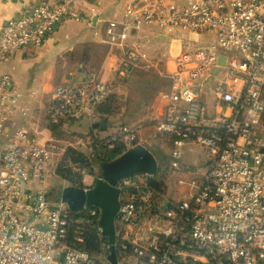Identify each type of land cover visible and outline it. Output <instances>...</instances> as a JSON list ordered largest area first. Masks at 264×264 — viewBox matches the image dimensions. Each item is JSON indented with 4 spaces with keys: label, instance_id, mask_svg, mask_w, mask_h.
Here are the masks:
<instances>
[{
    "label": "built area",
    "instance_id": "obj_1",
    "mask_svg": "<svg viewBox=\"0 0 264 264\" xmlns=\"http://www.w3.org/2000/svg\"><path fill=\"white\" fill-rule=\"evenodd\" d=\"M89 1L32 0L33 6L0 32V65L34 59L66 22L91 25L85 14ZM120 2L118 18L103 21L104 32L94 33V39L123 49L114 69L118 82L131 80L139 60L125 48L132 35H184L185 45L167 57L174 69L168 72L166 109L136 126L98 127L77 136L75 144L44 141L25 123L36 112L32 95L0 73V264H113L101 211L47 201V179L61 180L60 170L97 177L95 153L142 146L139 132L147 127L169 141L173 169L185 171L187 155L195 159L194 152L204 150L209 170L192 185L184 180L174 189L168 185L167 195L157 192L150 176L123 181L114 222L115 264H264V0ZM186 35L211 39L198 42ZM221 56L227 65L210 111L194 89L219 68ZM116 97L113 84L88 72L82 81L57 87L46 121L100 123L121 113ZM71 151L85 159L76 160ZM79 226L100 234L106 254L79 248Z\"/></svg>",
    "mask_w": 264,
    "mask_h": 264
},
{
    "label": "crops",
    "instance_id": "obj_2",
    "mask_svg": "<svg viewBox=\"0 0 264 264\" xmlns=\"http://www.w3.org/2000/svg\"><path fill=\"white\" fill-rule=\"evenodd\" d=\"M99 3H102L103 6L97 7ZM120 5V0H97L92 2L90 0L86 4L85 14L87 19H91V25H89V22H80L81 24L66 22L49 38L45 47L34 59L18 57L0 66V73L11 75L19 87L27 90L32 95L36 112L31 118H28L25 123L29 130L34 128V131L41 133V137L44 134V129L39 120L41 114L39 107L48 100L49 103H51L57 87L68 82L82 81L85 79L88 72L95 74L99 80L109 82L115 86L116 99H118L119 110H121L119 115L102 119L100 123H90L86 120L77 123L61 122L59 127H61L60 131L64 133L63 135L65 138L55 137L49 129H47V132L45 131L44 141H58L63 145L75 144L77 136H85L87 133L92 134L94 131H99L102 121L107 122L106 130L118 123L119 125L128 123V126H132L130 124L133 122L129 123L131 120L128 119V116L133 113L132 96H136L138 99L139 107H137V109L139 112L137 114L145 112L143 109L144 106L147 110L151 111V114H148L149 117L162 114L166 109V96L164 97L162 110H158V108L161 107H157V105L162 96L160 90L163 83L165 86L166 84L168 85L167 94H169L171 89L172 83L170 81V76H168V72H173L174 68L172 64L167 62V57L170 56V53H174V51L177 52L180 45H185V43L181 41L184 40V35H180L178 38H171L149 31H145L139 35H132L126 43L125 48L136 51L139 60L135 64V73L131 80L127 83L118 82L114 77V69L123 57V49L109 46L105 44L101 38L94 39V33L104 32L106 24L103 21L118 18ZM32 6V0H0V32L7 22L20 18ZM94 9L95 13L91 14V11ZM95 19L97 21L94 24ZM151 35L156 36V39L155 41L148 42L150 41ZM186 36L187 39L198 42H207L211 39L194 38L190 35ZM158 44L165 46L163 54L166 58L165 63L157 59L156 50L158 49ZM150 74L155 75H152L154 84L147 89H143L142 85L146 86L148 84L146 78L148 77L147 75ZM205 84L209 85L207 81ZM205 84H203V86ZM143 92L144 95H142ZM150 93H152L151 97ZM142 98L146 99L141 100ZM145 100L146 103L141 104V102ZM134 114L137 115L136 112ZM119 120L122 123H120ZM46 124L49 123L44 121V125ZM84 129H86V131H84ZM141 142L143 143L146 141L142 139ZM84 151L89 154L88 150L84 149ZM197 151L202 155L206 154L204 150ZM118 155L120 154L116 156L118 157ZM91 176L93 178L95 177L94 175ZM81 179L83 180L84 178ZM94 179L92 183L89 184H86L83 180L82 183L86 189H90L95 184L96 180L94 182ZM51 185L52 183L50 186ZM34 186L35 184L32 185V187ZM50 190L49 188L47 191L49 192Z\"/></svg>",
    "mask_w": 264,
    "mask_h": 264
},
{
    "label": "water",
    "instance_id": "obj_3",
    "mask_svg": "<svg viewBox=\"0 0 264 264\" xmlns=\"http://www.w3.org/2000/svg\"><path fill=\"white\" fill-rule=\"evenodd\" d=\"M97 20H94V24ZM227 59L221 56L218 67L207 80V84L214 85L216 76L226 67ZM107 122L102 121L100 128L106 130ZM158 173V161L155 156L144 146H136L134 149L121 153L115 159L104 163L97 162V177L95 184L82 194H73V190L63 192V198L69 201L77 211L83 207L98 208L101 211L102 236L111 246V261L116 263L115 253V227L114 222L119 212V185L130 179L142 176L154 178ZM62 194H51L47 201H60Z\"/></svg>",
    "mask_w": 264,
    "mask_h": 264
},
{
    "label": "rangeland",
    "instance_id": "obj_4",
    "mask_svg": "<svg viewBox=\"0 0 264 264\" xmlns=\"http://www.w3.org/2000/svg\"><path fill=\"white\" fill-rule=\"evenodd\" d=\"M69 22H73V23H76V24H81V23H77V22H74V21H69ZM81 26H83V25H81ZM155 39H156V36L151 35L150 41H148V42L155 41ZM164 47H165L164 45L158 44V46H157L158 49L156 50L157 57H158L157 59L159 61H163V63L166 62V58L163 55L164 54ZM152 75H154V74L147 75L148 77L146 78V81H147L148 84L146 86L142 85L143 89H147L148 87H150V86H152L154 84V78H153ZM223 77H224V72H222V73H220L218 75L217 83L215 85H206L205 84L203 86L202 85V80H199L198 82H196V86H195L194 90L198 93V101H199V103H201L204 106H206L207 108H209L210 111H212L214 109V106H215L214 101H215V97H216V89H217V87L220 84H222L221 79ZM144 92H143L142 95H144ZM160 92L162 93V96H161V98L158 101L157 107H161V108H158V110H162L164 97L168 93V85L166 84V86H165L164 83H163V86H162ZM151 94L152 93H150V97L152 96ZM144 99H146V98H142L141 100H144ZM131 100H133V101H131L132 102V112L133 113H131L132 115L128 116V119L131 120L129 123H132V122L133 123L130 124V125L136 126V125H138L141 122L142 123L143 122L144 123L147 122L149 120V118L151 117V116L149 117V115L151 114V111L147 110L146 107L144 106L143 109L145 110V112L142 113V114H137L139 112V110L137 109V107H139V103L137 101L138 99H137L136 96H132ZM144 103H146V100L141 102V104H144ZM49 109H50L49 100L46 101L41 107H39V111H41V114L39 116V120H40L41 124L43 125L42 128L44 129L43 130L44 134L42 135L41 140H44L45 133L47 132V128L44 127L45 126L44 125V121L46 122V116H47V113H48ZM135 112H136L137 115L134 114ZM145 113H147V114H145ZM141 117H144V118H141ZM86 129H84V131H86ZM34 130H35L34 128H31L32 132H35ZM140 133H143L141 135V139H145V141H146V142L142 143L144 146H146L147 148L152 149L153 151L154 150L155 151H158V150L161 151L170 160V157H171V145H170V143H169V141L167 140L166 137L158 135L150 127L145 128L144 130L139 132V134ZM187 157L188 158L182 164L183 169L185 171H187V172L192 173V176H191L192 180H193V178H196V181L197 180H201L204 177V174L209 170V166H208V164L206 162L207 158H205V156L200 154L198 151L194 152V158L195 159L190 158L189 154L187 155ZM115 158H116V156H112L111 157L112 160L115 159ZM185 171L183 172V170H179L177 172V174H179V173L186 174ZM91 175H92V173H87V175L84 176L83 180L85 181L86 184L92 183V180L95 178V177L93 178ZM187 176L190 177L189 175H187ZM95 180H96V178L94 179V182H95ZM176 182H177V180H175V179H173L170 182H168L169 187L173 186L172 189H174ZM51 183H52V185L50 186ZM48 186H50V187H48ZM46 188H47V190L49 188L51 189L49 192L47 191L48 194H47L46 198H48V199L50 198L51 194H62L61 195V199H62L63 198L64 189L66 191H70V190L76 189V190L71 191L72 195L73 194H82L83 193V191L79 187H77V188L76 187H71L70 184L67 183L63 179H61V180H56L54 178L47 179V187ZM61 188H64V189H61ZM62 200L66 201L64 198ZM54 202H56V201H54Z\"/></svg>",
    "mask_w": 264,
    "mask_h": 264
},
{
    "label": "trees",
    "instance_id": "obj_5",
    "mask_svg": "<svg viewBox=\"0 0 264 264\" xmlns=\"http://www.w3.org/2000/svg\"><path fill=\"white\" fill-rule=\"evenodd\" d=\"M119 122L122 123L120 120H119ZM117 123H118V120H117ZM123 126H128V123L124 124ZM45 127L47 129H49V131L52 133L53 136L59 137V138H65V136L63 135L64 133H62L60 131L61 127L53 126L50 124H46ZM144 147H146V146H144ZM147 149L155 156V158L158 161V173L151 180V185L157 190V192L159 194H161V195H164V194L167 195L168 194V182H170L173 179L178 180V181L184 180V181H186V183L188 185H192L191 177H188L186 174H182V173L177 174L178 171L173 169L170 166V160L164 153H162L159 150L153 151L150 148H147ZM102 151H105V150L102 149L95 154V158H96L95 161L96 162L101 161V162L107 163V162L112 160L111 159L112 156H116L117 154L122 153L121 149H117L114 152H112V151L108 152L103 156V155H101ZM68 154L75 157L76 160H84L85 159L83 155L77 154L74 151H71V153H68ZM59 175L63 180H65L67 183H69L71 187H76V188L79 187L82 191H84L86 189L84 184L82 183L83 180L81 178L73 177L70 175L66 176V171H64V170L63 171L60 170ZM73 208H74V206H73ZM74 210H75V208H74ZM75 232H77L78 236H80L81 239H83V244L79 245V248L82 251H85V252L89 253L90 255L91 254L96 255V254H101V253L106 254V251L102 248L103 240H102L100 234L96 230L91 229V227L79 226V227L75 228Z\"/></svg>",
    "mask_w": 264,
    "mask_h": 264
}]
</instances>
